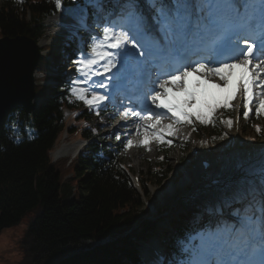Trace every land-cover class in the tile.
I'll return each mask as SVG.
<instances>
[{
    "label": "snow or ice",
    "instance_id": "snow-or-ice-1",
    "mask_svg": "<svg viewBox=\"0 0 264 264\" xmlns=\"http://www.w3.org/2000/svg\"><path fill=\"white\" fill-rule=\"evenodd\" d=\"M107 2L86 0L97 13ZM114 2L119 11L106 13L107 22L74 61L78 76L70 92L95 109L119 91L136 100V107L120 113L135 121V133H126L122 141L125 150L150 151L153 140L171 144L165 135H175L176 126L192 124L193 118L215 126L217 111L232 109L238 96L245 119L253 110L257 118L264 115V0ZM54 4L59 10L62 0ZM85 21L84 15L76 18L82 28H87ZM109 88L106 94L96 91ZM220 122L229 129L234 123L231 118ZM115 139L121 140L119 132ZM220 204L224 211L189 237L179 264H264V159L258 165H236Z\"/></svg>",
    "mask_w": 264,
    "mask_h": 264
},
{
    "label": "trees",
    "instance_id": "trees-1",
    "mask_svg": "<svg viewBox=\"0 0 264 264\" xmlns=\"http://www.w3.org/2000/svg\"><path fill=\"white\" fill-rule=\"evenodd\" d=\"M78 2L62 0V6ZM57 11L54 0H0V37L38 41L43 21ZM63 91L54 98L46 97L33 113L22 106L16 108L1 124L0 233L35 213L27 234L28 251L35 252L32 264H142L138 246L157 227L149 219L150 209L135 187L132 173L123 167V146L113 151L95 143L90 154L70 165L67 160L52 161L51 153L67 129L65 111L73 112L75 125L87 118L82 103L70 90ZM221 111L208 131L212 142L225 136L220 121L233 120V112ZM247 121L258 123L254 117ZM82 134L91 136L87 130ZM174 148L176 144L162 148L160 159L151 165L149 175L158 186L172 172L166 159ZM140 185L148 198V180L140 178Z\"/></svg>",
    "mask_w": 264,
    "mask_h": 264
},
{
    "label": "rangeland",
    "instance_id": "rangeland-1",
    "mask_svg": "<svg viewBox=\"0 0 264 264\" xmlns=\"http://www.w3.org/2000/svg\"><path fill=\"white\" fill-rule=\"evenodd\" d=\"M56 18L59 19V15ZM68 22H71V20H68ZM48 23L50 25L45 22V32L43 33L42 37V39H45L44 42L47 45L42 49L40 48L44 61L38 67L39 72H36L38 73L37 79H39L42 74H55L54 69H56L57 66L53 60V57L51 56V53L56 51L59 52L60 50L58 47H60V45H64V40H62L64 37H60L64 34L63 29L51 25V19L48 21ZM53 43H57L58 47L55 49H49L50 45H53ZM48 53L50 55H48ZM43 83L46 84L49 82H41L39 80L38 82L36 81L35 90H37V92L40 90V86L43 85ZM41 92L38 93V98L40 99L39 102H41L43 95ZM232 104L234 107L229 109L228 112L230 114V112L234 111V114L237 111L238 120H236L235 125L233 123V128L231 129L225 126V133H227V135H225L220 140L212 142L208 137V131L213 126V124L210 123L203 125L199 121H196L195 118L193 119L192 124L185 123L184 125L177 127L175 135H165L166 141L171 140V144L176 142L180 146L179 149H174L168 154L166 162L169 166H171L172 172L162 186L156 185L155 180L150 178L149 175L151 165L160 159L158 155L162 150V146L160 144H157L153 140L149 144L151 149L150 151L144 147L134 146L130 149H127L125 152L123 164L125 168H127L132 173L131 175L133 179L136 178V176H139V178H142L144 181L148 180V189L150 194L148 198L144 199V202L145 206L150 207L152 211V213H150L152 216L150 219H154L155 216L157 217L159 215V210L161 207L164 206L167 210V212L163 215V217L165 216V219L162 217L163 219L161 218L158 221L160 227L164 228L166 225H168V217H170L176 210H183L184 208L189 207L197 197L192 196L193 199L191 198L190 200H187V195H192V193L200 190L201 186L207 188L208 186L203 184L210 182L209 180H214L215 176L226 174L227 158L232 156L234 144L237 139L240 138L243 142L250 143L249 146L253 145L255 147L258 144L264 145V115L257 118L253 110L249 116H252L254 119L258 120V123H248L243 117L244 109L242 98L238 96L232 101ZM88 109V111H90L89 107ZM220 111L221 110L219 109L215 115L217 116ZM85 112V115L87 116V119L85 120L86 123L81 127L89 126V128H93L94 139L97 140V142L103 144L104 147L113 146L116 148L115 150H117L119 143L115 139V133L117 132L120 133L122 141L127 138L126 133H135L134 126L129 124L133 122L132 117L117 116L115 119L113 118L114 113L103 112V109L99 111V115L87 113V109ZM67 115L71 116L69 111L67 112ZM109 118H113L112 120L115 119L111 125H109V123L106 121ZM165 120L167 119L162 120L163 124H166ZM121 122L128 125H125V128L122 127L120 130L115 131L117 125ZM68 125L73 126V123L69 121ZM101 125L105 126L101 127ZM78 126H80V124L74 126L70 132H68V129H66L63 135L59 138L54 151L51 153L53 162L67 160L68 165H70L71 162L77 159L76 157L78 154L82 152L81 150L84 139L79 134L71 135V133L76 131ZM255 126H259L262 131L258 133ZM132 138L134 140H140L143 139V136L132 135ZM164 144L168 147L171 145L168 143ZM63 147L66 150L68 149V152L62 156H57L56 151ZM205 157L212 160V163H214L210 169L211 171L207 174L204 172H195L197 167L200 168L201 160ZM217 161L220 165L217 163ZM189 171L192 172L190 177H188ZM71 175L72 173L66 177L70 178ZM203 177L207 179L204 180ZM189 182H192V184L189 187L187 185V187H184V184ZM205 188L202 192H204ZM169 211L171 214L168 216ZM35 215V213H32L26 216L17 226L4 230L0 233V264H32V258L35 252L31 254L28 251L27 234L29 226L35 220ZM161 230L162 228H160V231L157 234L159 237L162 233Z\"/></svg>",
    "mask_w": 264,
    "mask_h": 264
},
{
    "label": "water",
    "instance_id": "water-1",
    "mask_svg": "<svg viewBox=\"0 0 264 264\" xmlns=\"http://www.w3.org/2000/svg\"><path fill=\"white\" fill-rule=\"evenodd\" d=\"M37 44L28 37L0 38V125L16 106L35 109L34 72L40 61Z\"/></svg>",
    "mask_w": 264,
    "mask_h": 264
},
{
    "label": "bare ground",
    "instance_id": "bare-ground-1",
    "mask_svg": "<svg viewBox=\"0 0 264 264\" xmlns=\"http://www.w3.org/2000/svg\"><path fill=\"white\" fill-rule=\"evenodd\" d=\"M66 12V14L71 15V14H75L76 11L74 10H63L62 13ZM58 18H52L51 19V23L54 25H58ZM60 37H64L63 35H61ZM45 39H41L38 41L39 47L42 49L44 46H46L47 44H45ZM38 78V73L35 72L34 74V79ZM38 99V96H37ZM36 99V101H37ZM113 118H117V116H114ZM113 118H109L108 120H106L109 125H111L114 120H112ZM112 120V121H110ZM131 124H135V121L131 122ZM126 124H123L122 122L119 123L115 129V131L120 130L122 127H124ZM104 127L105 125H101V127ZM239 133V132H238ZM241 134V133H240ZM239 138V137H238ZM236 140V139H235ZM250 143L248 142H243L240 138L236 140L235 144H234V149H233V153L231 157L227 158V171H226V177L221 180L220 182H218L217 184H213L212 186H208L207 188H205L204 193H202V195H206L210 193V190L212 189V187H224L225 184L230 183L235 176V172H236V165L239 162H243L245 165H258L259 162L264 159V145L263 144H258L255 147L253 145H250ZM69 148V147H68ZM70 149V148H69ZM68 150V149H67ZM64 147L60 148L56 151V155L57 156H62L65 153H67V151ZM201 161H205L207 164L209 165H213L214 163H212L213 161L208 159L207 157L203 158ZM217 163L219 164V162L217 161ZM220 165V164H219ZM198 173H203V166H201V168L197 167L196 171ZM192 172L189 171L188 172V177H190V174ZM205 173V172H204ZM196 175V173H195ZM184 187H187L186 185ZM212 196V194H211ZM212 199V197H211Z\"/></svg>",
    "mask_w": 264,
    "mask_h": 264
}]
</instances>
